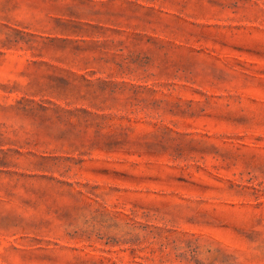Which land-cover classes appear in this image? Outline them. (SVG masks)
Returning a JSON list of instances; mask_svg holds the SVG:
<instances>
[{
  "label": "rangeland",
  "instance_id": "obj_1",
  "mask_svg": "<svg viewBox=\"0 0 264 264\" xmlns=\"http://www.w3.org/2000/svg\"><path fill=\"white\" fill-rule=\"evenodd\" d=\"M87 1L0 0V264H264V0Z\"/></svg>",
  "mask_w": 264,
  "mask_h": 264
},
{
  "label": "trees",
  "instance_id": "obj_2",
  "mask_svg": "<svg viewBox=\"0 0 264 264\" xmlns=\"http://www.w3.org/2000/svg\"><path fill=\"white\" fill-rule=\"evenodd\" d=\"M83 2H89V1H87V0H82ZM109 1H111V0H102L100 3H102V4H106V2H109ZM91 11V13H94V12H92L93 10H90ZM108 13H109V11H108Z\"/></svg>",
  "mask_w": 264,
  "mask_h": 264
}]
</instances>
